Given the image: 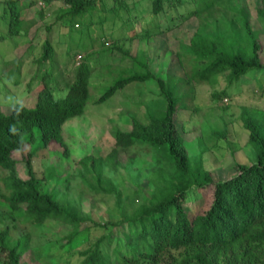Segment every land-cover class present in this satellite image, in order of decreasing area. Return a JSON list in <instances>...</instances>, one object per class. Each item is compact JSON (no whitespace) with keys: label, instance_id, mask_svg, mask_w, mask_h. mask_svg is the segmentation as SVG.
<instances>
[{"label":"trees","instance_id":"trees-1","mask_svg":"<svg viewBox=\"0 0 264 264\" xmlns=\"http://www.w3.org/2000/svg\"><path fill=\"white\" fill-rule=\"evenodd\" d=\"M29 1H5L2 19L7 24V36L28 32L34 22L45 17V9L52 3V0L34 1L38 14L30 21L28 14L33 0ZM96 1L60 0L59 13L53 24L79 27L81 24L73 19L81 15L88 16L89 24ZM140 1L132 0L129 4L126 0H114L112 7L106 9L112 16L113 25L110 37L101 42L104 47L110 43L108 40L116 36V28L127 33L126 36L122 33V38L129 40L150 38L168 31V25H163L166 5L182 4V0H148L149 27L140 29V32L135 27L139 18L135 20L134 13ZM189 1L194 3L201 22L187 46L188 55L184 53L183 58L180 53L177 55L178 66L184 75L155 76L145 52L131 55L116 44L110 43L109 46L120 49L123 56L130 59L131 71L115 79L97 102L108 99L131 82H145L152 78L158 84L159 96L165 101L164 109L159 114H152L148 123L132 119L130 131L117 130V146L130 148L145 143L165 147L175 165L172 178L163 188L153 189L154 195L147 191L141 194L138 188L135 196L141 199V203L132 211L125 212L122 210L123 195L119 187L105 188L101 185L102 170L109 172L123 165L117 158L118 148L114 147L106 157H98L97 162L90 157L83 159V165L90 163V167L97 168V173L92 172V178L99 185L96 190L115 195L120 219L103 224L93 221L61 200L52 188L58 176L56 165L49 167L42 177H38L32 167L37 145L46 148L55 142L63 149L58 152L59 158L70 154L63 126L66 121L84 112L92 72L87 54H81L74 75L66 82L64 94L56 95L47 85L46 77L52 76L51 64L42 75L43 83L36 90L34 105L17 101L6 112L0 107V210H4L0 214V222L7 221L0 226V264H28L24 258L32 259L34 256L32 250L26 247L28 237L15 236L14 229L19 219L30 225L56 223L62 231L66 230L68 233L59 243L66 253L73 254L70 252L72 243L85 237L83 241L88 240V245L76 251L81 264H264V119L255 118L245 107L242 109L243 126L249 132L248 141L256 150L257 159L249 164L236 162L234 175L220 179L213 171L191 164L184 136L175 121L177 108L187 97L179 93L178 80H173L179 78L192 86V82L207 83L211 81V76L227 72L226 78L231 83L251 68L264 69L259 30L250 23L247 8L235 6L237 0ZM230 1L234 2L231 7L237 10L238 15L234 17L236 23L227 24L218 36L217 31L211 36L201 33V27L205 25L202 17L219 11L221 5ZM260 2L262 5L257 7V15L264 25V0ZM103 21L100 19V22ZM4 37V34L0 35V38ZM53 52L52 45L46 41L38 61H52ZM212 55L215 58H211ZM194 62L201 64L199 66ZM136 67L139 69L134 70ZM189 71L192 72L188 74ZM213 96L220 97L219 93ZM26 145L30 146V150L23 161L28 178L22 179L17 174V160L13 153L23 151ZM197 189H211L210 200L205 209L192 212L187 204L198 198ZM92 227H101L105 232L91 241L89 231ZM104 243L112 246L110 261L103 257Z\"/></svg>","mask_w":264,"mask_h":264},{"label":"rangeland","instance_id":"rangeland-1","mask_svg":"<svg viewBox=\"0 0 264 264\" xmlns=\"http://www.w3.org/2000/svg\"><path fill=\"white\" fill-rule=\"evenodd\" d=\"M5 1L0 0V35H5L0 38V107L4 112L10 110L17 101L34 105L36 90L43 83L42 75L51 64L52 76L46 77V82L56 95L65 93L66 82L79 65L76 64V54H87L88 65L92 70L84 112L69 119L63 126V134L70 147L69 156L59 158L58 152L63 149L55 142L46 148L35 146L32 156L35 174L42 177L49 167L56 165L58 176L52 183V188L61 200L100 224L120 219L115 195L96 190L99 185L92 178V172L97 173V168L90 167V163L83 165V159L90 157L96 161L98 157L109 155L114 147L118 148L117 158L123 165L109 172L102 170L101 185L105 188L119 187L123 195L122 210L125 212L132 211L141 203V199L135 196L138 188L141 189V194L147 191L154 195L153 189L163 188L172 178L175 165L165 147L145 143L130 148L117 146V130L130 131L132 119L148 123L152 114H159L164 109L165 101L159 96L158 84L152 78L145 82H131L108 99L97 102L115 79L126 76L131 71L130 59L124 57L120 49L109 48L110 43L128 50L131 55L145 52L150 70L155 76L165 78L167 75H184L178 66L177 55H188L187 46L200 26L201 20L194 3L182 0V4L166 5L163 25H168L170 29L164 33L129 40L127 37L122 38V33L125 36L127 33L116 28V36L113 40H108L110 43L104 47L101 42L110 37L113 25L112 16L106 9L112 7L114 0H97L90 23L88 24V16H77L73 21L81 25L75 28L72 25L53 24L61 2L52 0L45 9V17L39 18L28 32L18 36L6 35L7 24L2 19ZM34 1L38 0L31 1L33 4L28 14L30 21L38 14ZM126 1L132 3V0ZM39 4L41 5L40 2ZM232 4L233 1L227 2L219 7V11L205 14L202 17L205 25L201 27V33L211 36L217 31L218 36L227 24H235L234 17L238 14L235 7H231ZM261 5L260 0H237L235 6L246 7L250 23L259 30L258 36L263 46L260 57L264 64V25L257 15V7ZM137 7L134 12L135 20H139L135 27L144 30L149 27L150 3L142 0ZM100 19L104 21L100 22ZM115 21L120 25L118 20ZM46 41L52 45L54 57L52 61L48 59L40 63L38 58ZM211 58H215V55ZM194 64L200 66L201 62ZM187 68H190L188 64ZM226 74L227 72L213 75L207 83L192 82V86L179 78L173 79L178 80L179 93L184 98L187 97L182 106H178L175 121L184 136L191 164L213 171L220 179L234 175L236 162L249 164L257 159L256 150L248 141L249 132L243 126L242 109L245 107L255 118L264 119V69L251 68L231 83ZM214 93H219L220 97L215 98ZM29 150L30 146L26 145L23 151L13 153L17 160V174L22 179L28 178L23 158ZM196 191L198 198L187 204L192 212L205 209L211 195V189ZM3 212L4 210H0V214ZM4 223H7L6 219L0 222V226ZM9 224L12 225L10 222ZM104 232L101 227L90 228L91 241ZM14 233L16 237H28L26 247L34 254L32 259L24 258L28 264H81L76 251L88 245V240L83 241L85 237H80L70 246V252L74 253H66L59 243L68 232L62 231L56 223L30 225L19 219ZM111 247L108 243H104L102 247L103 257L107 261L112 258Z\"/></svg>","mask_w":264,"mask_h":264},{"label":"built area","instance_id":"built-area-1","mask_svg":"<svg viewBox=\"0 0 264 264\" xmlns=\"http://www.w3.org/2000/svg\"><path fill=\"white\" fill-rule=\"evenodd\" d=\"M81 54H78V55H76V57H75V60H76V64H79L80 63V59H81Z\"/></svg>","mask_w":264,"mask_h":264}]
</instances>
